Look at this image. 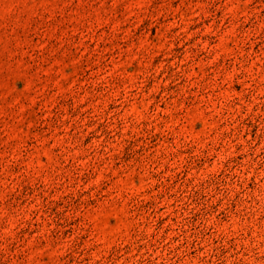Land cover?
<instances>
[{
  "label": "rangeland",
  "instance_id": "374dc122",
  "mask_svg": "<svg viewBox=\"0 0 264 264\" xmlns=\"http://www.w3.org/2000/svg\"><path fill=\"white\" fill-rule=\"evenodd\" d=\"M0 264H264V0H0Z\"/></svg>",
  "mask_w": 264,
  "mask_h": 264
}]
</instances>
